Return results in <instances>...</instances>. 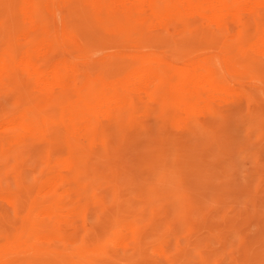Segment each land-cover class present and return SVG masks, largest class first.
<instances>
[{
	"label": "bare ground",
	"instance_id": "6f19581e",
	"mask_svg": "<svg viewBox=\"0 0 264 264\" xmlns=\"http://www.w3.org/2000/svg\"><path fill=\"white\" fill-rule=\"evenodd\" d=\"M0 33V204L14 209L23 198L6 218L0 264L108 257L91 246L67 249L99 178L95 157L117 133L155 123L163 159L144 174L156 177L164 160L184 153L187 134L193 140L217 108L241 103L234 88H256L264 70V0H14ZM11 173L21 194L4 183ZM129 230L109 237L115 251Z\"/></svg>",
	"mask_w": 264,
	"mask_h": 264
},
{
	"label": "rangeland",
	"instance_id": "374dc122",
	"mask_svg": "<svg viewBox=\"0 0 264 264\" xmlns=\"http://www.w3.org/2000/svg\"><path fill=\"white\" fill-rule=\"evenodd\" d=\"M6 1L0 0V18L9 13L14 0ZM2 36L0 33V45ZM226 80L232 84L230 79ZM257 81L256 88H234L241 103L225 105V108L221 106L212 112L205 125H209L208 129L204 127L207 131L201 129L203 133L197 129L196 133L191 132L193 140L187 134L186 149L182 155L179 154L180 157L177 155L179 158L184 156L187 160L184 162L190 163L184 176L181 173L185 168L181 169L184 159L179 161L180 168L175 162L179 160L177 156L173 159L172 156L168 159L164 156L166 160L163 166L160 165L158 175L149 174L163 159L160 157L163 140L155 123L150 129L139 128L131 134L114 135V140L111 139L105 146L104 155L95 157L96 163H101L99 167L94 163V171L100 173L99 178L89 185L91 202L88 201L87 209L84 208L86 211L78 222L80 227L71 234L74 235L71 238L73 242L67 244V249L77 251L91 246L109 254L108 257L98 256L95 264H264V70ZM221 111L224 113L220 114ZM216 120H221V123L217 124ZM258 121L262 122L259 124ZM198 131L203 134L197 135ZM190 147L198 157L194 155L192 159L193 150ZM187 149L189 156H185ZM188 159L192 160L189 162ZM145 171L149 173L144 174ZM174 171H179L180 174L176 175L180 180ZM8 176L4 178V183L7 181L11 184L10 190L14 188L13 191L21 194L22 183L17 175L11 173ZM29 176L28 181L36 175ZM107 180L113 181L115 186H110ZM20 197L14 209L7 210L0 204L3 206H0V239L4 230L10 229L7 228L9 221L14 220L18 208L22 207L23 198ZM122 218H127L128 222L125 219L122 222ZM123 226L130 228V241L124 244L125 249L115 251L109 237ZM61 255L56 258L47 255L43 263L62 264L66 255Z\"/></svg>",
	"mask_w": 264,
	"mask_h": 264
}]
</instances>
